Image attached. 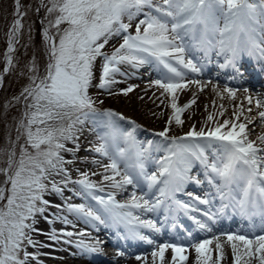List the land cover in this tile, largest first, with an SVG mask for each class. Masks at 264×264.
<instances>
[{"label": "snow or ice", "instance_id": "snow-or-ice-1", "mask_svg": "<svg viewBox=\"0 0 264 264\" xmlns=\"http://www.w3.org/2000/svg\"><path fill=\"white\" fill-rule=\"evenodd\" d=\"M13 6L6 54L9 66L26 15L22 0H13ZM40 8L46 9L49 16L56 15L43 27L47 49L44 74L39 75L33 60L30 70L36 74L29 77V85L18 98L24 101L18 135L11 142L7 167L0 168V174L5 176L0 184V264H30L37 256L27 251L28 246L75 243L84 254H102L103 242L97 238L90 243L71 239L74 235H88L83 231L74 233L53 227L46 233L51 243L33 240V232L45 234L35 228L37 214L48 224L59 221L75 227L68 215L60 214L67 212L97 231L104 226L115 229L119 239L153 245L156 240L152 234L162 233L164 226L163 222L146 217L161 211L165 221L171 218L172 229L184 227L178 223L182 213L203 233H211L225 215L247 221L254 239L248 238V232L239 234L240 229L225 233L234 264H241L242 256L247 257L245 264H264V134L255 141L249 139L253 130L248 129V124L254 123L255 117H245L246 122L237 123L244 112L240 108L233 111L232 119L217 121L207 130L193 124L177 136H169L166 126L156 134L163 139L153 144L137 138L139 126L135 122L130 121L125 130L123 122L127 118L123 114L98 110L96 104L103 101L89 94L91 87H97L109 95L127 96L135 86L114 92L113 86L123 82L117 77H130L147 68L149 76H156L150 85L162 89L161 95L171 97L173 116L167 124L174 120L176 125H183L180 113L196 103V96L179 107L177 92L189 85H196L201 92L207 87L189 75L201 74L213 54L223 61L218 62L219 69H231L233 80L243 77L240 62L245 56L264 72V0H39L35 10L39 12ZM53 28L55 34L50 31ZM116 38L122 41L118 47L111 53L104 51ZM197 52L203 55L197 57ZM97 60L100 76L99 83L94 85ZM122 65L127 66L126 70H121ZM217 89L218 85H212L221 99L224 93L236 99L237 89L225 86L222 93ZM243 91L248 93L249 89ZM245 100L251 105L253 97L246 95ZM255 103L257 109H264V99H256ZM220 107L219 115L223 116L224 106ZM258 117L264 125V110L258 112ZM207 121H214V116L209 114ZM86 132L96 138L88 148L90 154H95L90 161L76 155L80 151V137ZM21 135L23 144H19ZM68 143L73 147H68ZM153 151L165 155L153 159ZM63 153L72 158L66 159ZM105 159L107 163H103ZM77 162L103 170L76 168L79 178L73 179L72 170L66 165ZM195 168L201 170L203 179L193 173ZM54 176L60 179H51ZM96 176L100 177L98 182L92 179ZM203 184L211 189L203 197L187 191L190 185ZM129 186L132 190L128 199L118 200L117 196L128 192ZM65 190L72 196L65 197L62 205H55L56 213L44 216L53 206L44 195L63 197ZM180 195H187L192 202L180 199ZM73 197L83 202L71 203ZM214 200L219 201L215 211ZM200 205L210 207L201 209ZM192 236L193 232L187 231V237ZM213 240L220 252L214 264H219L223 257L220 236L214 235ZM213 240L191 244L197 264H209L212 257L208 245ZM167 249L173 254L171 264H183L188 259L184 246L165 242L156 244L151 252L152 264H156L157 257L163 264ZM115 255L123 257L125 252L117 248ZM135 259L146 261V257L139 255Z\"/></svg>", "mask_w": 264, "mask_h": 264}, {"label": "bare ground", "instance_id": "bare-ground-1", "mask_svg": "<svg viewBox=\"0 0 264 264\" xmlns=\"http://www.w3.org/2000/svg\"><path fill=\"white\" fill-rule=\"evenodd\" d=\"M40 16H42V13L44 11V8H40L39 10ZM42 25H44V21H41ZM11 27V26H10ZM134 30V29H133ZM9 40V39H8ZM122 42L119 38L114 39L112 44L109 46V49L106 52H110V50L114 49V43L116 41ZM8 52V42H7V49L6 54ZM215 57V55H214ZM98 61V60H97ZM8 66L6 58L4 59L3 67L4 69ZM121 70L123 71L122 67H125V65L120 66ZM148 71L147 68H143L139 70V72H133L134 75L132 77H117L118 80H122V83H119L117 85L113 86V91L118 92L120 89L126 88L128 85H133L134 90L130 92L127 96L125 95H109L107 92L101 90L103 94L101 93H95L91 96H97L99 99H102L103 96L104 102H106L108 105H113L114 109H118V111H124L127 114H129V118H131L132 122H135V125H138L137 128V138L140 141H152L153 144L158 143L156 141H161L163 138H159L154 134L153 132H150L147 127H153L156 132H161L164 130V128L167 126L169 127V136H177V135H183L188 129L194 124L197 129L205 128L207 130V127H212L215 125V122L222 123L224 119L229 118L232 119V113L234 110L239 111L240 108L244 109L243 114L240 116V120L237 121V123L240 122H246L245 117H255L254 124H248V129L253 130L252 134L249 135V139L255 141L256 137L262 132L258 130V126H261L258 112L261 109H257L256 103H252L251 105L248 104L247 100H245L244 97L236 96L235 100H232L227 97V94L224 93V98L221 99L220 96L217 95L216 92L212 90V85L208 82L203 83L207 84V87L204 88V90L201 92L198 90L196 85H189L188 89H185L184 91H178L177 92V105L179 107H182L184 104L188 103L195 94L196 96V103L192 104L189 108L185 109L184 112L180 113L181 119L184 121L183 125H176L174 120L171 123V125L167 124V121L171 116H173V110L171 108V97L168 94L161 95L162 89H159L155 86L150 85V80L156 78L155 73H153L151 76L148 74H142L141 71ZM95 71V70H93ZM148 73V72H147ZM96 74V73H95ZM95 80H93L94 82ZM218 85L217 91L223 92L222 84H215ZM143 97V99H141ZM221 105L224 106V115L220 116L219 112L222 111ZM207 106V107H206ZM251 107L252 111L248 112L247 109ZM256 115H254V113ZM211 114L214 116V121L209 122L207 121V116ZM129 120H125L123 122V126H125V130H127V126L129 124ZM260 123V124H259ZM96 138L94 134L91 133H85L83 136L80 137V151L76 154L78 155H87L92 156L90 158H87L89 161L93 158L95 154H90L88 151L90 142H95ZM68 147H73L71 143H68ZM65 155L66 159H71V155L68 153H63ZM165 155L164 152H152L153 159L159 158L160 156ZM85 158H80V160H84ZM108 161L105 159L103 160V163H107ZM66 167L70 168L71 175L73 179L79 178V174L75 171L76 168H79L81 171L85 170H91V171H102L103 169L99 168L98 166H92L91 164H85L82 162H77L75 165H66ZM197 172L201 173V170L199 168H195ZM193 170V171H194ZM52 179L59 180V176H54ZM93 180L99 181L100 177H92ZM71 187V185H70ZM131 187L129 186L128 192H125L123 194H120L117 196V199L120 200L121 198H128L129 193L131 192ZM66 195H72L71 192L65 190L64 196ZM64 196H59L56 194H45L44 199H50L53 198L54 202L52 201V207H50L45 213L44 216H51L52 213H56L58 210L55 207V205H62L64 202ZM68 197V196H66ZM71 203H82L83 201L79 197H73L70 201ZM62 215H68V218L70 220H73L75 223V227H72L71 225H64L60 223L59 221L55 222L54 224H48L46 223L45 219L41 217L39 214L36 216V224L35 228L42 230L45 234H40L37 232H33L32 239L38 242H41L43 244L51 243L48 240V237L46 233L51 229L58 226L60 230H66V231H77L79 229H86V233L88 235H85L84 237H77L74 235L71 237L73 241H79L81 239L84 240L85 243L93 242L94 238L99 237L101 234L105 233L110 228H105L104 226H100L98 232L94 228H92L89 225H86L83 223V221H78L74 217V215L68 214L67 212H61ZM213 240V239H212ZM222 244L223 249V257L219 259V264H231L233 262L234 264V257L231 249V244L227 242V236L223 235L220 236V241ZM239 243V242H237ZM69 247H73L76 249L75 253L72 254L69 251ZM209 249H211V257L212 259L209 261V264H214V262L217 261L218 257L220 256V252L216 249V241L213 240V243L208 245ZM30 250L33 251H45V252H52L56 256H49L45 258H38L33 261H30V264H152V256H151V250L145 249L142 251H137L131 253V255L127 257H114L113 261H105L98 259L96 256H93L91 258L84 257V254L82 253L76 246L75 243L73 244H65L61 243L56 245L55 247H32L29 246ZM187 249V248H186ZM243 247L241 246V251H243ZM105 252H103L104 255ZM139 255L142 258L146 257V261L144 259L137 261L135 257ZM172 252L167 251L165 252V258L163 261V264H171V258H172ZM188 257L186 261L183 262V264H197V254L195 252L194 248H191L190 250L187 249V251L184 253ZM107 260H109L110 255L104 256ZM247 260V257L242 256L241 264H245V261ZM156 264H161V261L158 258H156ZM179 264V262H178ZM254 264L256 262L254 261Z\"/></svg>", "mask_w": 264, "mask_h": 264}, {"label": "rangeland", "instance_id": "rangeland-1", "mask_svg": "<svg viewBox=\"0 0 264 264\" xmlns=\"http://www.w3.org/2000/svg\"><path fill=\"white\" fill-rule=\"evenodd\" d=\"M23 3V10L26 12V15L22 19V29L20 33V39L19 43L15 46V51L11 54L12 56V65L8 66L7 74L5 75L4 85L1 90L0 98L3 104L7 105L11 101L17 102L18 98H20L23 90L25 87H27L30 83L29 77L32 75H35L36 73H33L30 70V65L33 60L36 62V66L38 68L39 75L44 74L45 65L47 62V56H46V46L42 37V33L39 30V24H38V17H40V21H44L45 25L47 26V21L52 20L55 18V13H53L51 16L47 15L46 9H44L42 16H40L39 12H37L35 9L39 3V0H22ZM13 12H14V6H13V0H0V72L3 67V57L5 54V50L7 47V40H8V33L7 26H10L11 22L13 21ZM35 21L37 23V26L33 23ZM34 25H33V24ZM63 27V25L61 26ZM31 29V31H30ZM39 30V32H38ZM52 34H55V29H50ZM7 35L6 38L3 35ZM118 40L114 43V47H118L119 45ZM111 41L106 46L104 51H107L109 49V46L111 45ZM114 50V49H113ZM113 50H110L111 53ZM94 73L95 74V81L93 84L99 83V76H100V61L98 60L96 64L94 65ZM145 71H143L144 73ZM147 73V72H145ZM95 93H101L103 92L99 90L97 87H91L89 90V94H95ZM105 96H103L102 99H99L96 95L93 96V99L96 100H104ZM21 101L22 105V99H19ZM101 105V106H99ZM23 106V105H22ZM96 107L98 110H113L114 104L108 105L106 102L103 101V103H97ZM116 108V107H115ZM2 109V108H1ZM7 122L13 121L14 118H12L14 115L10 112L7 115H3ZM22 116V115H21ZM10 127H13V124H9ZM9 125H7V131L0 133V142L2 144L0 148V168L7 167L6 161L8 159V152L10 151L12 147V129L9 128ZM17 127V125H16ZM150 130H153L151 127H147ZM21 132H23V129H21ZM12 133V135H11ZM157 134V133H156ZM24 143V136H20V143ZM20 148L19 145L16 147L17 152V158L19 154ZM79 158H83L84 155H78ZM15 167V165H13ZM52 179V177H51ZM5 180V176L0 174V184H3ZM68 196V195H66ZM65 196V197H66ZM49 201H53V198L48 199ZM29 247V246H28Z\"/></svg>", "mask_w": 264, "mask_h": 264}, {"label": "trees", "instance_id": "trees-1", "mask_svg": "<svg viewBox=\"0 0 264 264\" xmlns=\"http://www.w3.org/2000/svg\"><path fill=\"white\" fill-rule=\"evenodd\" d=\"M33 23L37 26V23H36L35 21H33ZM33 23H32V24H33ZM34 24H33V25H34ZM37 27H38V26H37ZM38 32H39V30H38Z\"/></svg>", "mask_w": 264, "mask_h": 264}]
</instances>
